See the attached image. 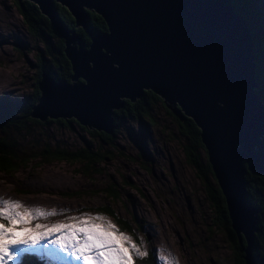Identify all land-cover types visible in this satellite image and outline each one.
Wrapping results in <instances>:
<instances>
[{"label": "water", "instance_id": "1", "mask_svg": "<svg viewBox=\"0 0 264 264\" xmlns=\"http://www.w3.org/2000/svg\"><path fill=\"white\" fill-rule=\"evenodd\" d=\"M31 1L64 40L71 80L42 71L28 115L73 118L111 134L112 110L123 99L133 102L143 90L157 94L169 111L192 118L200 129L229 223L238 239L244 237L246 264H254L248 249L256 209L244 200L243 175L246 168L264 175V104L252 88V37L229 0ZM54 3L86 31L87 46L59 18ZM85 9L103 19L107 32L91 31Z\"/></svg>", "mask_w": 264, "mask_h": 264}, {"label": "rangeland", "instance_id": "2", "mask_svg": "<svg viewBox=\"0 0 264 264\" xmlns=\"http://www.w3.org/2000/svg\"><path fill=\"white\" fill-rule=\"evenodd\" d=\"M253 5L254 10L247 12L242 21L249 35L264 33V0ZM39 43L26 31L13 0H0V98L26 100L33 93ZM263 45L262 40L261 50ZM260 58L257 63L261 62L264 82V56ZM252 60L255 73L254 55ZM168 111L161 99L150 102L147 115L119 123L108 145L87 129L83 131L78 123L46 124L50 143L73 151L89 143L88 148L97 149L105 158L87 167L78 162L32 161L10 174L0 173V197L20 201L26 207L56 211L50 218L35 221L41 224L103 215L119 231L132 236L134 243L146 241L155 264L156 250L171 253L177 264H236L237 248L232 245L236 234L206 150L196 147L200 165L195 170L177 117ZM101 144L103 147L98 146ZM23 151L27 152L28 147ZM198 174L206 176V181ZM107 187L113 190V196ZM210 188L222 196L225 212L208 197ZM119 219L129 221L131 231L121 229ZM27 256L39 264H80L71 259L50 261L39 254Z\"/></svg>", "mask_w": 264, "mask_h": 264}, {"label": "trees", "instance_id": "3", "mask_svg": "<svg viewBox=\"0 0 264 264\" xmlns=\"http://www.w3.org/2000/svg\"><path fill=\"white\" fill-rule=\"evenodd\" d=\"M256 1L257 0H232V6L236 13L245 18L247 12H252L254 10L253 4H255ZM13 2L21 15L26 31L30 36L40 41L39 44L41 48L36 53V61L34 63L36 67V78L33 93L26 100L18 99L17 101H10V99L6 97L0 98V173L10 174L16 171L18 167L27 165L32 161L46 163L51 161L78 162L83 164L84 167H87L105 158L104 155H99L97 149L88 148V145H90L89 143H85V146L82 147L83 150L75 151L69 150L59 144L50 143L47 137L46 124L53 122L58 126H69L68 124L70 122L77 124L78 122L76 119L47 118L45 120H40L28 115L30 107L35 104L40 94L36 84L40 73L46 71L55 80L69 82L71 80L70 64L62 51L64 40L57 36L48 18L41 14L37 5L31 0H13ZM54 5L59 18L68 28L74 29L87 46L88 42H90V37L86 31L81 26L73 25L74 18L66 8L57 3H54ZM85 11L87 13L86 22L92 32H107L105 22L98 14L93 10L85 9ZM251 37L254 49V54L252 55H254L255 62L254 79L256 87H254V91L264 104V82H261L262 65L261 62L257 63L260 56H264V45L262 46V50L259 46V42L262 40L264 41V33L259 34L251 32ZM83 81L82 78L76 80L77 83ZM160 99L161 98L157 94H154L150 90H143L142 95L133 102L123 99V106L112 110V124L114 126L111 134L104 131L88 129L78 123L79 128L83 131L87 129L90 135H97L100 142L108 145L114 138L115 129L121 121L126 119L139 120L140 116L147 115L149 103ZM182 118L181 120L177 117L176 120L179 127L182 129V135L185 136L187 140L186 148L188 149V155L191 157L189 158L190 165L196 170V167L200 165V160L195 150L196 147H203L199 137V128L192 118L185 115H183ZM98 146L103 147L102 144ZM24 147H28L27 152L23 151ZM205 166L207 169L209 168L206 162ZM243 166L245 167V164H243ZM199 177L204 182L206 181V176L199 175ZM106 191L111 196L114 195L111 188L107 187ZM243 193L245 202L253 208H256L257 211L255 220L257 230L253 234V244L251 250L249 251L248 249V254L251 259L254 260V264H264V175L250 172L246 168V172L243 175ZM208 197H212L213 202L217 204L218 208H221L223 211L225 210L223 208L224 205L222 206L220 202H223L222 196L215 194L212 188H210ZM103 209L106 210V213L109 215L113 214L111 210H107V208ZM118 226L121 229L131 231L129 228V221L119 219ZM233 232L230 231L232 236L234 234ZM233 240L232 245L234 249L237 248L234 257L237 262L236 264H246L244 256V237L241 236L240 239H238L236 236H233ZM23 264L39 263L26 255L23 258ZM137 264H155L153 255L138 261Z\"/></svg>", "mask_w": 264, "mask_h": 264}, {"label": "snow or ice", "instance_id": "4", "mask_svg": "<svg viewBox=\"0 0 264 264\" xmlns=\"http://www.w3.org/2000/svg\"><path fill=\"white\" fill-rule=\"evenodd\" d=\"M54 215L55 210L26 207L0 197V264H23L28 254L80 264H137L153 254L145 247L146 241L134 243L132 236L100 214L71 217L68 223L35 222ZM155 258L158 264H177L171 253L163 254V250H156Z\"/></svg>", "mask_w": 264, "mask_h": 264}, {"label": "bare ground", "instance_id": "5", "mask_svg": "<svg viewBox=\"0 0 264 264\" xmlns=\"http://www.w3.org/2000/svg\"><path fill=\"white\" fill-rule=\"evenodd\" d=\"M228 3H229V4H228V7H229L230 10L233 12V14H235V15H237L238 17L244 19L243 17H241L240 15H238V14L235 13V9H234V7L232 6V0H229ZM249 32H250V30H249ZM251 52H252V53L254 52L253 47H251ZM35 205H36V204H35ZM49 247H52V246L49 245ZM68 260H69V259H68ZM69 261H70V260H69ZM77 263H79V261H77Z\"/></svg>", "mask_w": 264, "mask_h": 264}, {"label": "flooded vegetation", "instance_id": "6", "mask_svg": "<svg viewBox=\"0 0 264 264\" xmlns=\"http://www.w3.org/2000/svg\"><path fill=\"white\" fill-rule=\"evenodd\" d=\"M93 130H95V129H93ZM95 131H97V130H95Z\"/></svg>", "mask_w": 264, "mask_h": 264}]
</instances>
